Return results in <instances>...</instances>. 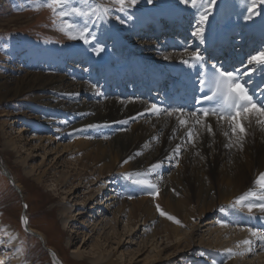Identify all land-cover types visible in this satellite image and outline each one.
Instances as JSON below:
<instances>
[{
  "label": "bare ground",
  "instance_id": "bare-ground-1",
  "mask_svg": "<svg viewBox=\"0 0 264 264\" xmlns=\"http://www.w3.org/2000/svg\"><path fill=\"white\" fill-rule=\"evenodd\" d=\"M165 2L168 3V7L131 11L130 14L133 19L138 20L137 23L130 19V21L127 20V24L123 28L113 27L110 23L103 26L97 37L98 44L105 43L110 38L114 41L112 46L115 50L123 48V52L117 54L118 65L119 63L120 65L115 69L116 72H113L114 70L112 71L111 68L107 69L111 62L109 59H106L107 62H105L106 60H103L99 55H95L90 66L97 71L98 76L96 74L86 75V78L91 81L89 85L74 83L77 85L76 89L71 87L72 84L67 86L70 91L68 92L73 95V100L70 108L63 109L67 112V119L62 121L61 129L57 130L58 135L54 132L47 138L41 137L40 143L38 142L40 139L34 135L32 140L37 148L43 147L45 151L48 150L54 154L55 158L58 155V161L71 158L68 166H78L74 169V174H71L72 172L62 174V177L65 178L64 186L76 181L79 183L87 181L88 173L91 176L98 174L108 177L117 166H120L121 171L132 170L142 174L150 165L160 163L161 167L153 170L154 176H144V179H151L152 183L155 182L159 190L158 197L140 198L131 202V205L142 210V208L152 207L150 205L159 204L168 214L178 217L182 223H188L202 215L206 217L208 211L213 210L214 207L220 205L238 206L236 200L248 193H254L255 196L247 195L249 200L247 199L248 201L245 200L241 204L261 202L258 198L264 197V191L261 190L256 180L260 173L264 172V126L255 124L253 119L248 135L243 141V147L233 145L229 148L225 146L230 142L231 137L228 124L218 122L215 117H208L214 135L196 125L192 130L194 133L198 132L199 135H194L195 147H193L192 144L187 143V132L188 128H192L191 123L188 128H185L179 125L178 113L168 117L162 112L157 117L147 110L152 104L160 106L161 109H167L164 98L169 97L174 87L180 85L179 83L185 78H194L197 73L196 68L198 70L199 67L204 66L205 62L218 61L230 68L238 69L242 73L240 80L245 82L246 86L257 80H261L264 84V67L248 64L251 51L249 48H245L246 43L244 42L248 37L255 39L264 35V4L261 3V0H255V14L251 19H246L252 0H218V6L212 9L209 20L204 25L206 42L202 43L199 38L192 35L195 28L188 21V18L199 14L202 9L183 5L179 0H166ZM139 17H142L140 26ZM211 22L213 23L211 24ZM237 23L241 25L239 31H235L233 28ZM164 24H167L166 28H163ZM231 24L228 36H234L235 32L236 35L234 38L231 37L232 39H227L225 28ZM146 26L153 30V34H156L154 38H157L158 41H153V39L150 42L143 41L144 33L147 38L148 28L146 29ZM131 29L132 31H130ZM131 32H133L132 36ZM122 35H126V38H121ZM183 36L191 39L187 47L183 45ZM234 44L237 48L234 47ZM225 46H227V51L224 54L222 50ZM197 49L203 57L202 63L197 64L193 61L191 66L181 63V59H188L191 53ZM234 49H238V51L236 52ZM245 56L247 59L241 62V58ZM120 57L126 58L120 60ZM252 68H255V71L249 75L248 71ZM126 76L133 80L131 87L126 85L128 80ZM62 82V80L48 79L42 82V87L45 85L60 86ZM99 82L105 83L104 86H106L102 89L100 85V92L94 87ZM108 87H112V89L108 90ZM115 88L118 90H114ZM138 113H144V115L138 116ZM4 115L1 114L0 117ZM133 117L135 119H132ZM182 118L191 120V117L185 114ZM88 125H95V127H88ZM66 126L69 130L74 129L71 137H74L75 141L71 146L60 144L56 138L54 139V137L64 134L61 132H65L62 130ZM246 127H248L247 124ZM17 130L19 134L23 132L21 129ZM51 131L53 132V130ZM225 131L229 132L228 137L223 134ZM86 132H88L87 134L92 133L95 141L87 137ZM116 132L119 133L115 135ZM111 133H114L111 139L103 138ZM24 142L23 146H27L30 141L24 139ZM177 145L181 147L179 156H176L174 152ZM10 147L18 153L15 150V143ZM6 154L11 155V153ZM124 160L129 162L125 164ZM177 161H179L178 166ZM32 171L28 170L27 172L31 173ZM41 178L42 176H39L37 180H41ZM106 183L105 186H99L95 193L82 203L73 206L66 205L62 215L66 217L67 213L72 212L74 217H69L66 220H70L71 223L76 222L75 218L82 216L84 209L89 207L97 196L106 194L107 196L102 197L104 204H107L104 208L110 212L111 218L104 217L103 209L94 208L95 216L91 221V227H93L91 230L94 231V234L103 231L106 240L109 238L114 240L115 245L121 248L123 239H129L125 237L129 232L117 234L115 228L117 219L124 218V215L128 213L129 205L123 201L121 192L113 194L115 192L111 188L112 184ZM119 185L120 190L127 189V185L123 182ZM176 195L178 196L176 197ZM242 207L246 209L249 218L262 220L261 226L264 229V212L253 208L250 213L247 207ZM191 209L195 212H191ZM138 213L141 214L140 211ZM151 221L155 224L157 222V228L150 227V230L146 228L142 230V239L138 243L136 252L138 257L147 253L149 256L147 261L150 260L148 264H160L164 258L169 261V259L189 253L192 249L190 246L198 247L197 244H193L194 237L182 233L180 227L170 224L167 220H158L156 216L155 219L151 218ZM153 223L151 224L153 225ZM203 226H208L209 238L213 239V242L208 241L205 247L209 251H224V255L220 256L222 264L231 263V261L226 262L228 257L232 258L233 264H241L246 260L244 257L247 254L257 260L264 259V256H261L264 255V248L259 247L260 242L255 239L256 237H253L256 240L253 242L258 244L255 247L251 246L250 253L246 252L247 246L243 244V241L248 240L246 236H250V233L253 232L247 230L250 226L246 225L245 231L240 232L225 219L222 223L210 222V219H207ZM229 227L231 229H228ZM251 227H255V224ZM29 230L33 231V229ZM159 238L160 241H158ZM225 238L226 240H223ZM159 242H162L160 246H158ZM231 243L242 244V246L236 253L231 252V255H228L229 253L225 251L228 250ZM164 244L165 246H163ZM201 244L199 242V246ZM161 246L163 247L161 248ZM2 249L0 246V250ZM257 251H260L259 254L256 253ZM167 252L169 255L165 256ZM53 259L54 264H63L56 255ZM101 260H103L101 255L95 259L96 262ZM259 264H264V261Z\"/></svg>",
  "mask_w": 264,
  "mask_h": 264
},
{
  "label": "rangeland",
  "instance_id": "rangeland-1",
  "mask_svg": "<svg viewBox=\"0 0 264 264\" xmlns=\"http://www.w3.org/2000/svg\"><path fill=\"white\" fill-rule=\"evenodd\" d=\"M165 1L154 0L152 4H148L147 0H137L135 6L129 7L127 12H119L118 5H114L113 0H68L69 8L77 7L86 13H93L90 16L68 15L64 18L81 27L87 23L88 29L96 40L91 44H85L82 40L69 38L65 31H61L65 28L64 21L45 6L44 0H0V115L5 114L0 117V246L3 248L0 250V262L3 264H54V255L63 264H148L150 262V260L147 261L148 254L138 257L136 252L138 243L142 239V230L145 228L150 230V227L157 228V222L156 224L150 222L151 218L155 219V216L158 220H167L170 224L180 227L182 233L192 235L193 244L198 245L196 248L190 246L192 249L189 253L185 252L186 254L169 261L164 258L160 264H222L220 256L224 255V251H209L205 247L208 241L213 242L207 232L208 226H203L205 220L222 223L225 219L240 232L245 231L246 225L250 226L247 229L249 231H257L260 228L262 220L249 218L246 209L242 207L245 203L232 207L220 205L208 211L206 217L202 215L196 220L188 223L181 222V224L161 217L154 203L150 205L152 207L139 210L134 207L135 205H131V202L140 198L154 197L151 194L154 190L133 184L125 174H131L133 179H144V175H137L138 171H121L120 166L115 167L114 172L108 177L98 174L91 176L88 173L87 181L81 183L76 181L64 186L65 178L62 174L65 172L74 174V169L78 166H68L71 158L58 161V155L55 158L54 154L48 150L45 151L43 147L34 146V140H32L34 135L40 139L39 143L42 138H47L54 132L58 135L57 130L61 129L62 121L67 119V112L63 109L70 108L73 100V95L69 93L67 86L72 84L71 87L76 89L77 85L74 83L89 85L91 81L86 78V75L98 76L90 63H93L92 58L95 55L98 56L96 51L99 50L100 45H103L104 50L99 56L103 60L111 61L107 69L111 68L113 72H116L115 69L119 67L117 54L123 52V48L115 50L112 46L114 41L110 38L102 44L97 42L103 26L110 23L113 27L123 28L127 23H120L117 17L130 21L133 19L131 11L168 7ZM104 8L109 9L110 15H104ZM139 18L140 26L142 17ZM198 18L199 14L188 18L193 28H196ZM132 21L138 22L135 19ZM166 26L164 24L163 28ZM145 28L147 29L148 26ZM149 29L146 31L147 38L144 33L143 41L150 42L151 39L158 41L153 38L156 34ZM71 35L77 36L79 33L73 31ZM132 35L133 32H131ZM121 38H126V35H122ZM125 58L120 57V60ZM48 79L63 82L60 86L42 87V82ZM94 87L100 92V83L95 84ZM17 129L23 132L19 134ZM62 131H65L61 132L64 134L54 139L56 138L63 145H73L75 138L71 135L74 129L69 130L66 126ZM87 133L86 136L95 141L93 134ZM117 133L119 132L115 135ZM112 134L114 135L111 133L103 138L111 139ZM24 139L30 141L27 146H23ZM14 143L18 153L10 147ZM28 170L33 171L28 173ZM39 176H42L41 180H37ZM106 182L112 184L111 188L115 192L113 194L121 192L123 201L129 205V215L126 213L124 218L117 219L115 228L117 234L129 232L125 237L131 240L123 239L121 248L115 245L114 240L110 238L106 240L103 231L100 232L101 234L99 232L94 234L91 230L93 228L91 221L95 216L94 208L103 209L104 217L111 218L110 212L104 208L107 204H104L102 197L106 194L103 196L96 194L95 201L84 209L82 216L75 218L76 222L71 223L70 220H66L74 217V213H67L66 217L62 215L66 205L82 203L93 195L99 186H105ZM121 182L127 185V189H119ZM247 199L249 200V197L245 200ZM25 205L27 207H24ZM191 212L195 211L191 209ZM21 217L28 218L29 228L21 223ZM253 224L256 228L251 227ZM29 229H33L37 234ZM246 237L252 242L251 246L255 247L258 244L253 242L256 238L254 239L251 233ZM199 242L202 243L200 246ZM161 244L162 242H159L158 246ZM212 244L215 245V243ZM241 246L242 244L231 243L225 252L229 253L230 250L236 253ZM48 250L54 254L53 261ZM258 252L260 251L256 253L259 254ZM99 255L103 258L102 262L95 261ZM167 255L169 252L165 256ZM244 258L246 260L241 264H259L264 261V259L257 260L248 254ZM251 259L253 260L250 262ZM230 261V264H233L231 257L226 258V262Z\"/></svg>",
  "mask_w": 264,
  "mask_h": 264
},
{
  "label": "snow or ice",
  "instance_id": "snow-or-ice-1",
  "mask_svg": "<svg viewBox=\"0 0 264 264\" xmlns=\"http://www.w3.org/2000/svg\"><path fill=\"white\" fill-rule=\"evenodd\" d=\"M153 2L154 0H147L148 4H152ZM179 2L192 8L202 9V11L199 12L198 23L192 35L199 38L202 43L206 42L204 25L208 22L212 9L218 6V0H179ZM44 3L54 15H58L61 20L64 21L65 28L61 29V31H65V34L69 35V38L82 40L85 44H91L92 41L96 40V37L92 36L90 30L88 29L87 23L81 27L74 22L64 19L68 15H78L83 17L85 15L90 16L93 13H86L77 7L69 8L68 0H44ZM136 3L137 0H113V4L118 5L119 12H127V9L135 6ZM261 3L264 4V0H261ZM103 12L105 16L110 15L109 9L107 8H104ZM248 12L249 15L246 19H251L255 14V0H252V4L248 7ZM117 19L122 24L127 23L126 19H122L120 17H117ZM73 31L78 32L79 35H71ZM89 37H91V39H89ZM95 50L96 49H94V51ZM103 50V46H100L99 50L96 51V54L99 55ZM185 52H187V49H185ZM165 59H168V57H165ZM193 61L197 64L203 62V57L198 51L191 53L188 59H181V63L189 66L192 65ZM248 64L264 67V51H260L256 55L251 56L248 60ZM211 69L212 70L210 72L204 73L203 78L198 81L199 87L206 88L208 90V94L199 98L200 102H212V106L210 108L192 111L190 113L191 120L182 118L184 115V109L182 108L161 109L160 106L152 104L147 111L157 117H159L162 112L168 117L174 116L178 113L179 115L177 116V119L179 125L185 128H188V125L191 123L192 128H188L187 132V143L192 144L193 147H195L194 135H199V133H194L192 129L195 128L196 125H199L201 129H205L209 134L214 135L212 124L208 122L207 118L210 116L215 117L218 122H226L230 128V142L225 146L231 148L233 145H238L242 148L243 141L248 135V130L253 122V119L255 120V124L264 126V103L258 104L254 100L253 95L250 94L249 89L246 86V83L239 79L241 73L238 69L228 71L224 69L222 65L217 64H213ZM252 71H255V68L249 69L248 74L251 75ZM137 115L143 116L144 113H138ZM132 119H135V117ZM246 124L248 127H246ZM88 127H95V125H88ZM223 134L226 137L229 136L228 131H225ZM232 137H234V139H232ZM174 152L176 156H179L181 147L177 145ZM128 162V160L123 161L125 164ZM178 165L179 161H177V166ZM159 167H161L160 163L152 164L144 173H138L137 175H144L148 177L154 176L155 173L153 170ZM125 176L130 179L133 184L153 189L154 191L151 194L154 197L159 195L157 185L152 183L151 179H133L131 174H125ZM256 183L260 186L261 190L264 191V172L260 173ZM247 195L255 196L254 193L242 195L236 200V203L241 204L245 201ZM258 199L261 202L247 203L244 205L247 207L248 212L251 213L253 208H258L260 211L264 212V197H260ZM24 207H27V205ZM155 207L161 217H166L169 221L176 224H181L180 220L164 211L159 204H156ZM21 223L27 226L29 223L28 218L21 217ZM252 236L256 237V239L260 242V247L264 248V234H258L253 231ZM243 244L247 246L246 252L250 253L252 251V242L250 240H244ZM229 253L231 255L230 250ZM240 254L243 255L244 253ZM0 264H3V262H0Z\"/></svg>",
  "mask_w": 264,
  "mask_h": 264
}]
</instances>
